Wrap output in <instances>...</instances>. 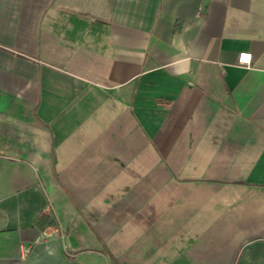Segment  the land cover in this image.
Returning a JSON list of instances; mask_svg holds the SVG:
<instances>
[{
    "label": "crops",
    "instance_id": "0c3cea01",
    "mask_svg": "<svg viewBox=\"0 0 264 264\" xmlns=\"http://www.w3.org/2000/svg\"><path fill=\"white\" fill-rule=\"evenodd\" d=\"M0 264H264V0H0Z\"/></svg>",
    "mask_w": 264,
    "mask_h": 264
},
{
    "label": "built area",
    "instance_id": "2783aa9c",
    "mask_svg": "<svg viewBox=\"0 0 264 264\" xmlns=\"http://www.w3.org/2000/svg\"><path fill=\"white\" fill-rule=\"evenodd\" d=\"M244 57H248L247 60L244 59ZM250 53L249 52H239L238 53V56H237V62L239 64H243V65H247L250 63ZM45 236L44 235H41L40 238H44ZM19 251L21 252L22 255H25L28 253V246L24 245L23 243H20L19 246Z\"/></svg>",
    "mask_w": 264,
    "mask_h": 264
},
{
    "label": "trees",
    "instance_id": "16d2710c",
    "mask_svg": "<svg viewBox=\"0 0 264 264\" xmlns=\"http://www.w3.org/2000/svg\"><path fill=\"white\" fill-rule=\"evenodd\" d=\"M42 216H43V214H40L38 218H40V217H42Z\"/></svg>",
    "mask_w": 264,
    "mask_h": 264
},
{
    "label": "snow or ice",
    "instance_id": "6c2138e0",
    "mask_svg": "<svg viewBox=\"0 0 264 264\" xmlns=\"http://www.w3.org/2000/svg\"><path fill=\"white\" fill-rule=\"evenodd\" d=\"M244 59H245V60H247V59H248V57H244Z\"/></svg>",
    "mask_w": 264,
    "mask_h": 264
}]
</instances>
